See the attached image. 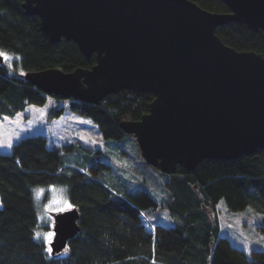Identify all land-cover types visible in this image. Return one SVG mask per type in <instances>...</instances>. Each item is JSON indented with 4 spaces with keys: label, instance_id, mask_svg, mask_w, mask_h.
I'll list each match as a JSON object with an SVG mask.
<instances>
[{
    "label": "trees",
    "instance_id": "trees-1",
    "mask_svg": "<svg viewBox=\"0 0 264 264\" xmlns=\"http://www.w3.org/2000/svg\"><path fill=\"white\" fill-rule=\"evenodd\" d=\"M192 1L208 11L230 12L224 0ZM22 3L0 0V50L14 57L13 68L4 55L0 64V120L53 98L91 118L104 139L134 138L121 123L149 112L152 94L122 90L95 104L49 96L25 78L29 71L89 68L96 56L88 58L73 40L50 41L40 17L27 14ZM217 34L239 51L264 55L261 30L230 21ZM64 111L60 106L51 115L58 118ZM101 153L81 143L53 149L41 133L21 138L10 153H0V264H264V250L248 253L234 246L222 233L218 216L223 202L232 211L252 208L264 221V149L235 159H204L193 171L178 166L174 174H166L170 225L150 218L159 205L150 192H122L114 186L107 172L111 166ZM49 185L65 186L80 216V231L57 255L36 236L43 225L34 189Z\"/></svg>",
    "mask_w": 264,
    "mask_h": 264
},
{
    "label": "water",
    "instance_id": "water-1",
    "mask_svg": "<svg viewBox=\"0 0 264 264\" xmlns=\"http://www.w3.org/2000/svg\"><path fill=\"white\" fill-rule=\"evenodd\" d=\"M224 2L230 12L192 0H23L50 41L96 56L89 68L25 78L49 96L95 104L122 90L152 94L149 112L121 126L165 174L253 154L264 149V55L226 44L217 28L237 21L264 37V0ZM79 217L76 207L54 215L53 255L80 231Z\"/></svg>",
    "mask_w": 264,
    "mask_h": 264
},
{
    "label": "rangeland",
    "instance_id": "rangeland-1",
    "mask_svg": "<svg viewBox=\"0 0 264 264\" xmlns=\"http://www.w3.org/2000/svg\"><path fill=\"white\" fill-rule=\"evenodd\" d=\"M0 53L5 54L6 64L13 68L14 57L3 50ZM60 106L65 107L64 114L53 117L52 112ZM39 133L47 136L48 146L53 149H62L67 143H81L102 151L101 159L111 166L107 172L114 186L122 192L147 190L159 204L150 213V218L167 225L174 222L171 210L166 205L171 195L166 184L167 176L159 167L145 162L135 138L104 139L91 118L72 112L65 101L58 103L50 98L44 105L30 104L15 117L0 120V153H10L15 142ZM34 193L38 219L43 225L37 231L40 235L36 236L50 248L51 241L46 240L45 233L54 232V215L71 209L72 205L67 198V188L62 185L39 186ZM218 209L222 233L229 237L234 246L248 253L253 249L264 250V221L260 215L249 207L241 211L229 210L223 202Z\"/></svg>",
    "mask_w": 264,
    "mask_h": 264
},
{
    "label": "snow or ice",
    "instance_id": "snow-or-ice-1",
    "mask_svg": "<svg viewBox=\"0 0 264 264\" xmlns=\"http://www.w3.org/2000/svg\"><path fill=\"white\" fill-rule=\"evenodd\" d=\"M5 54L3 53H0V56H3ZM7 58V57H5ZM42 191V190H41ZM39 195V193H38ZM67 207L71 208V205L70 204H67ZM62 210V209H61ZM40 234L38 233L37 236H39ZM55 236V232H48V233H45V238L46 240H48L49 242L51 241V238ZM48 251L51 253L52 252V248H48Z\"/></svg>",
    "mask_w": 264,
    "mask_h": 264
}]
</instances>
